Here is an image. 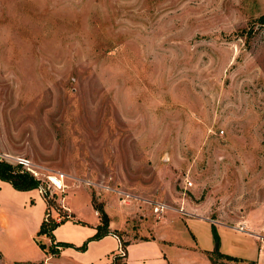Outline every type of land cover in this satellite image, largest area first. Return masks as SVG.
I'll return each mask as SVG.
<instances>
[{
	"label": "rangeland",
	"instance_id": "rangeland-1",
	"mask_svg": "<svg viewBox=\"0 0 264 264\" xmlns=\"http://www.w3.org/2000/svg\"><path fill=\"white\" fill-rule=\"evenodd\" d=\"M262 16L264 0H0V161L56 195L45 219L92 230L103 210L135 239L121 264H248L213 253L212 227L220 255L263 263ZM60 234L59 263L100 247L75 260L92 236Z\"/></svg>",
	"mask_w": 264,
	"mask_h": 264
},
{
	"label": "crops",
	"instance_id": "crops-1",
	"mask_svg": "<svg viewBox=\"0 0 264 264\" xmlns=\"http://www.w3.org/2000/svg\"><path fill=\"white\" fill-rule=\"evenodd\" d=\"M18 208L20 209V211L23 210L25 212V215L22 214L20 215L19 214L20 212H15V210ZM66 209L69 212V215L72 216L69 209L68 208ZM47 214H48L47 205L44 202L42 196L38 193L36 189L31 191H17L13 189L9 183L0 180V232H2V234L0 235V261H2L3 259L2 264H68L66 262L59 263V261L55 260V258L61 256L62 254V253L58 254L59 249L56 250L57 254L56 253L53 254V253H49L48 250L44 251L40 249L38 246H36L37 244L36 241L38 240V237H36V233L38 232L42 222L46 220L45 218L46 216H48ZM19 223H21V225L27 232V236H28L27 238L33 239V241L35 242V245L34 244L31 245H34L36 249L33 252H36L38 256L37 259L35 258L32 259L31 257H29V255H25L23 253V248H25L26 245H24L23 241L21 240V236L18 233L13 234V231L17 232L18 230L17 227H19ZM81 223L87 224L84 221H81ZM98 224L92 230H84L81 229L83 228L82 226L73 224V221H67L66 223L58 226L54 230L52 239L42 236V238L44 239L42 243L47 248H49L52 244L63 243V241H66L67 243L68 241H71L70 237L63 238L62 234L58 235L61 231H67L71 236L79 240L77 243H75V245L78 244V246H80L86 238H89L90 236H93L96 233V228L99 226ZM214 224L217 225L216 226L217 229L223 227L224 225L218 223H214ZM115 228L116 227L111 224V226L108 228V235L104 236L99 240H94L88 243L86 251L84 252L71 250L72 254L70 255L73 256L75 260H78V258L85 257V255L90 253V251H92V247L100 246L99 248H97L96 251H93V253L91 252V257L88 259V261L83 263V264H93L103 254H106L103 251L101 245L105 239H109V238H112L116 241V244L118 245L117 250L119 251V247L120 245H122V242L118 237V235H116ZM224 229H229V230L232 229L242 234H245L250 238L254 237V235L249 233L248 229L247 230L244 229L240 230L238 228L230 229L228 227L226 228V226ZM255 238L257 239L258 237ZM24 239L25 238H23V240ZM134 240L135 239H133V241ZM248 252L242 248H237V249L231 248L230 252L226 253V255L224 256H230L236 258L237 261L244 260L248 262V264H254V262H257V260L254 261L253 259L254 258L259 259V254L251 255ZM258 264H264V261L263 263H258Z\"/></svg>",
	"mask_w": 264,
	"mask_h": 264
},
{
	"label": "trees",
	"instance_id": "trees-1",
	"mask_svg": "<svg viewBox=\"0 0 264 264\" xmlns=\"http://www.w3.org/2000/svg\"><path fill=\"white\" fill-rule=\"evenodd\" d=\"M262 21H264V16L261 17ZM0 180L7 182L11 185V187L17 191H31V190H35L38 189L40 187V181L35 179L33 176L29 175L26 172L21 171V169L19 167H14L6 162H2L0 161ZM52 199L50 200L48 193L46 192V194L43 196V200L47 205V208L49 206H52L54 204V201L56 199V195L53 194ZM95 210L97 211V213L100 215L101 218V222L102 224H100L97 229H96V234L94 236H92L90 239H88L86 242H84V244L82 245V247L80 248V250H85L87 247V244L90 241L93 240H99L101 238H103L104 236L108 235V217L105 214V212L99 208H95ZM67 221H73L71 219L70 216H65L62 220H60L59 222H57L56 220L49 218L46 219L42 222L38 232L36 233V237H48L49 239L53 238V232L54 230L60 226L61 224L67 222ZM74 223H81L80 221H73ZM212 234H213V239L215 242V248L213 253L216 254L218 257H224L226 260L228 261H237L236 258L230 257V256H224V255H220L219 250H218V244H219V238L217 236L216 233V229L215 227H212ZM37 245L40 247V249L42 250H48L49 253H56V250H58V247L61 246H67L65 243H57V244H52L49 248H47L41 241L37 240L36 241ZM128 245V243H123L121 245V248L124 250V248L126 249V246ZM56 248V249H55ZM122 257H126V253L120 254L118 256H116L112 262V264H121L119 261ZM122 264H126L122 263Z\"/></svg>",
	"mask_w": 264,
	"mask_h": 264
},
{
	"label": "built area",
	"instance_id": "built-area-1",
	"mask_svg": "<svg viewBox=\"0 0 264 264\" xmlns=\"http://www.w3.org/2000/svg\"><path fill=\"white\" fill-rule=\"evenodd\" d=\"M28 163H26V166H28L27 165ZM34 175H35V173H34ZM37 175V174H36ZM48 179H49V177H47ZM50 181V180H49ZM247 228V227H246ZM240 230H243L244 228L242 227V228H239ZM259 238V240L261 241V245H262V247H261V249L264 251V237L263 236H259L258 237ZM119 252H120V254H122V252H123V250H122V248H121V245H120V247H119Z\"/></svg>",
	"mask_w": 264,
	"mask_h": 264
}]
</instances>
